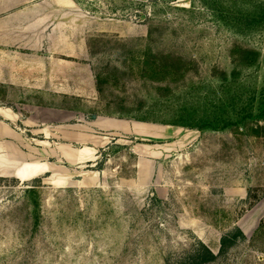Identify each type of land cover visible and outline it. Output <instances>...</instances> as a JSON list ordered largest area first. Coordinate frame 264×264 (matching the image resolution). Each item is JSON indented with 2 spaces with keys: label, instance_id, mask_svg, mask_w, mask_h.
Returning <instances> with one entry per match:
<instances>
[{
  "label": "rangeland",
  "instance_id": "1",
  "mask_svg": "<svg viewBox=\"0 0 264 264\" xmlns=\"http://www.w3.org/2000/svg\"><path fill=\"white\" fill-rule=\"evenodd\" d=\"M164 1L24 16L75 28L47 38L4 33L0 15V120L23 143L0 167V264H264V121L199 131L131 119L219 104L228 82L259 91L264 30L239 35L191 0ZM24 166L26 180L14 175Z\"/></svg>",
  "mask_w": 264,
  "mask_h": 264
},
{
  "label": "trees",
  "instance_id": "2",
  "mask_svg": "<svg viewBox=\"0 0 264 264\" xmlns=\"http://www.w3.org/2000/svg\"><path fill=\"white\" fill-rule=\"evenodd\" d=\"M175 1L177 0L164 1L166 4L163 6L170 7ZM154 3L153 8L158 6L157 2ZM197 4L206 8L216 22L236 34L247 35L264 30V0H191V5L194 8ZM154 9L156 12V8ZM158 68L162 72L167 71L169 67L160 64ZM235 83L236 81L225 83L227 87L219 104L211 103L207 107L193 104L189 108L179 109L177 114L173 115L176 116L173 119L145 116H133L131 119L199 131H222L236 126L243 127L251 120L264 121V84L259 91L255 89L247 96V93L235 87L237 85ZM28 192L34 193L35 191L30 189ZM239 235H242V232L237 230L231 239L230 235L223 237L222 247H226L231 243V240L237 239ZM202 248L210 259L214 258L208 248L205 246Z\"/></svg>",
  "mask_w": 264,
  "mask_h": 264
},
{
  "label": "crops",
  "instance_id": "3",
  "mask_svg": "<svg viewBox=\"0 0 264 264\" xmlns=\"http://www.w3.org/2000/svg\"><path fill=\"white\" fill-rule=\"evenodd\" d=\"M77 7L78 10L82 9L81 6H79V2H77V0H0V15H3L1 16L3 19L2 24L4 26L3 31L4 33L12 34L21 33V31L37 33V31L41 30L45 34L44 37L47 38L46 35L52 36L53 33L58 34V32H60L62 29L67 30L71 28L72 30H74L75 28L73 26H66L60 28L57 26L52 27L46 25L45 28L41 29L36 28L35 26L24 27L21 23L24 16L35 17L40 15L39 17H42L43 20L46 18L52 20V18L58 17L60 13H63V15L70 16L71 12H76ZM11 42V46L23 48V41L20 43L18 41ZM4 46L7 47V44H4ZM48 63L49 66H51L52 68L59 65L58 60L54 58L48 61ZM13 81V78H9V82L12 83ZM6 118H8V116H6ZM8 119L11 120V117H9ZM21 146H23L22 136L17 131L16 126H13L7 122L0 120V167L7 162V156H9V154L11 153V149L16 148L15 151L21 153ZM54 149L55 148L51 147L52 157H54ZM64 159L68 160L69 162V159H67V155L64 157ZM42 165L49 164L45 162ZM20 169L26 171L25 166L23 168L19 167L17 168V170H15L14 175L22 179V175L18 174ZM23 177H25V175Z\"/></svg>",
  "mask_w": 264,
  "mask_h": 264
},
{
  "label": "bare ground",
  "instance_id": "4",
  "mask_svg": "<svg viewBox=\"0 0 264 264\" xmlns=\"http://www.w3.org/2000/svg\"><path fill=\"white\" fill-rule=\"evenodd\" d=\"M22 179L26 180V178H24V177Z\"/></svg>",
  "mask_w": 264,
  "mask_h": 264
}]
</instances>
